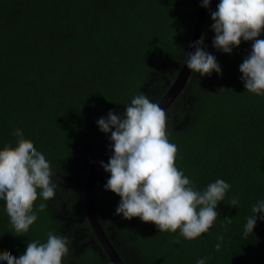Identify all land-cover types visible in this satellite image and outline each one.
<instances>
[{
    "label": "trees",
    "instance_id": "1",
    "mask_svg": "<svg viewBox=\"0 0 264 264\" xmlns=\"http://www.w3.org/2000/svg\"><path fill=\"white\" fill-rule=\"evenodd\" d=\"M200 1L0 0V149L15 151L23 133L57 184L53 199L34 202V210L47 206L23 237L9 234L6 209L0 212V256H19L27 242H46L53 232L70 241L63 264H113L85 211L86 178L110 144L96 121L110 110L120 114L140 93L159 104L187 59ZM218 2L211 0L212 11ZM212 23L208 11L201 42L222 75L192 72L166 111V131L177 146L175 166L196 190L216 179L231 187L209 232L176 244L179 230L159 233L151 222L115 214L120 197L104 189L103 170L95 205L125 264H264V221L243 236L252 206L264 200V97L245 91L240 79L252 42L217 51ZM234 196L236 207L229 205Z\"/></svg>",
    "mask_w": 264,
    "mask_h": 264
},
{
    "label": "clouds",
    "instance_id": "2",
    "mask_svg": "<svg viewBox=\"0 0 264 264\" xmlns=\"http://www.w3.org/2000/svg\"><path fill=\"white\" fill-rule=\"evenodd\" d=\"M211 0H202L201 6L209 9L211 30L215 33L212 46L231 54L243 41H251L249 54L239 65L245 91L264 97V0H219L216 10ZM194 52L187 53L185 65L200 77L213 72L222 75L216 57L207 52L201 41L193 44ZM98 129L109 134L112 154L100 166L109 174L104 189L120 197L115 214L123 219L138 217L151 222L159 233H176L194 240L208 233L218 217V205L225 198L230 184L223 179L209 183L202 191L196 190L189 177L175 166L177 146L170 142L166 131V113L144 93L135 95L120 114L109 111L96 121ZM17 148L0 149V212L10 222V233L23 237L37 221V212L47 205L41 203L34 210L38 196L44 201L53 199L57 184L45 155L28 143L23 133L15 136ZM239 198L234 196L230 206L236 207ZM252 215L244 225L243 236L253 232L257 219L264 221V200L251 208ZM260 214L257 216V214ZM226 223L232 218L225 217ZM214 245L220 250L223 236H217ZM67 236L49 232L46 242H27L19 256H0V264H63L70 252ZM199 258L196 264H206Z\"/></svg>",
    "mask_w": 264,
    "mask_h": 264
},
{
    "label": "water",
    "instance_id": "3",
    "mask_svg": "<svg viewBox=\"0 0 264 264\" xmlns=\"http://www.w3.org/2000/svg\"><path fill=\"white\" fill-rule=\"evenodd\" d=\"M201 4H202V0L200 1L199 4V9L195 21L194 33H193L189 53L195 51L193 44L196 41L202 40L203 30L207 20L209 9L202 7ZM191 74L192 71H190L184 63L177 78L171 84L170 89L158 104L160 107L164 109L165 113L172 106V104L175 102L177 97L182 93V91L184 90L190 79ZM111 154H112L111 149L110 147H108L99 155V157L96 159V161L93 163V165L89 170L85 182V193H84L85 211L89 224L95 236L97 237L100 245L105 251L106 255L109 257L110 261L113 264H125L120 254L116 251L115 247L113 246L103 226L101 225L95 205L96 184L100 173L103 171V168L100 166V161H104L105 163H107L109 156Z\"/></svg>",
    "mask_w": 264,
    "mask_h": 264
}]
</instances>
